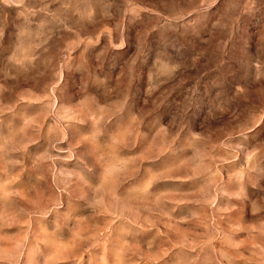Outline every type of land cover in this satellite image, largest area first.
Segmentation results:
<instances>
[{"label":"rangeland","instance_id":"1","mask_svg":"<svg viewBox=\"0 0 264 264\" xmlns=\"http://www.w3.org/2000/svg\"><path fill=\"white\" fill-rule=\"evenodd\" d=\"M0 264H264V0H0Z\"/></svg>","mask_w":264,"mask_h":264}]
</instances>
